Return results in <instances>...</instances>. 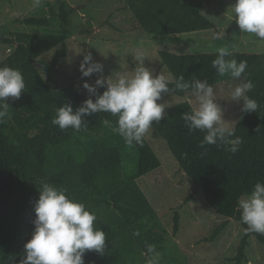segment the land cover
<instances>
[{
  "label": "trees",
  "instance_id": "16d2710c",
  "mask_svg": "<svg viewBox=\"0 0 264 264\" xmlns=\"http://www.w3.org/2000/svg\"><path fill=\"white\" fill-rule=\"evenodd\" d=\"M124 9L132 13L138 28L153 36L191 34L196 18L206 17L203 6L190 0H123ZM49 10H46L47 7ZM40 10L17 21L36 27L58 28L47 32L16 30L10 37L2 34L0 42L11 51L0 54V67L22 71L26 90L18 100L8 98L11 108L0 124V264H19L24 245L31 239L35 219L34 206L44 183L67 189V194L84 203L97 215L95 226L106 233V249L101 255L85 253L84 264H147L146 244L156 246L163 256L179 253L169 246V232L158 211L140 187L137 179L158 169L162 161L146 137L142 144L126 145L124 139L104 124L114 125L117 117L100 112L87 116L88 130H61L52 124L56 109L68 102L74 110L88 98L80 83L67 78L61 85L56 78L60 65L69 55L73 36L71 15L74 8L68 0L47 1ZM231 21L230 31L239 29ZM234 44L235 40L232 39ZM226 59L246 61L242 78L251 79L254 88L250 98L260 105L257 112L246 113L235 126L243 143L235 154L223 145L200 147L205 133L189 132L181 115L195 108L189 101L166 109L165 118L152 127L161 136L180 167L194 184L186 201L201 192L215 211L241 222L240 197L250 193L257 182H264V53L235 52ZM50 54L49 57H45ZM160 66L173 78L186 81L207 80L215 88L222 82L239 81L220 76L212 61L218 53L178 54L160 51ZM170 88L174 85L170 84ZM104 89H99L102 94ZM188 91L170 93L184 96ZM95 100V97H93ZM134 152V169H126L127 152ZM130 169V170H129ZM219 225L205 240H216L224 230ZM181 228V214L174 213V234ZM138 233V235L136 234ZM255 234L264 244V235L246 232L237 253L228 260L234 264L249 261V238ZM164 260L161 259V264Z\"/></svg>",
  "mask_w": 264,
  "mask_h": 264
},
{
  "label": "rangeland",
  "instance_id": "374dc122",
  "mask_svg": "<svg viewBox=\"0 0 264 264\" xmlns=\"http://www.w3.org/2000/svg\"><path fill=\"white\" fill-rule=\"evenodd\" d=\"M47 1L42 0L39 8L32 7V0H0V38L2 34L10 37L16 30L37 31L44 33L49 27H36L22 24L18 18L31 14L42 15L40 10ZM203 6L206 17L196 18L193 22L194 31L191 34L153 36L138 28L132 13L125 10L123 0H68L74 8L71 15L73 36L69 39L70 52L60 65L56 78L63 85L67 78L77 80L81 87L85 80L95 83L97 75L81 79L80 62L88 52L96 61L104 65V76L123 71L133 73L136 62L133 60L137 49L144 51L145 65L157 74L164 73L173 77L172 73L160 66V51L178 54L185 53H216L219 47H228L229 52L264 53V40H259L254 34L241 33L239 29L229 28L234 13L230 6L235 0H190ZM47 7V6H46ZM46 10H49L47 7ZM58 28L53 24L50 30ZM217 33H222L221 39H214ZM235 43L232 44L231 40ZM11 51L10 45L0 42V54L4 56ZM47 54L45 57H49ZM241 81L220 83L214 88L216 101L224 109L225 122L234 127L245 118L242 112L243 101L231 99V90ZM83 88V87H82ZM85 93L87 91L83 89ZM88 94V93H87ZM189 101L194 107L198 101L192 92L180 96L169 93L163 96L160 103L166 102L168 108ZM166 108V109H168ZM165 109V110H166ZM162 161L160 168L137 179L140 187L146 193L152 205L158 211L159 217L169 232V246L177 247L179 253L163 256V264H234L228 259L237 253V249L246 228L237 220L227 218L210 206L201 192L194 195L190 201L187 197L193 192L194 184L182 170L179 162L170 151L167 142L157 135L151 126L145 135ZM126 169H134V152H127ZM129 169V170H130ZM178 209L181 214V228L174 234V213ZM225 224L224 230L216 240H205L210 237L215 228ZM248 257L246 264H264V244L255 234L249 238Z\"/></svg>",
  "mask_w": 264,
  "mask_h": 264
},
{
  "label": "clouds",
  "instance_id": "9594fccd",
  "mask_svg": "<svg viewBox=\"0 0 264 264\" xmlns=\"http://www.w3.org/2000/svg\"><path fill=\"white\" fill-rule=\"evenodd\" d=\"M41 4L42 0H32L33 8H39ZM230 9L241 33L254 34L264 40V0H235ZM221 38L222 33L214 36V39ZM217 53L212 67L218 74L241 81L231 90L232 101L238 103L242 100L241 111L244 113L257 112L260 105L247 95L254 84L251 79L242 78L247 62L226 59L231 55L226 46L219 47ZM133 60L136 62L133 73L117 71L104 76V65L96 61L91 52L84 55L79 67L81 79L91 78L93 74L97 79L94 84L85 80L82 87L89 94L88 98L75 110L71 103H63L56 109L52 124L61 130L87 131V116L110 113L117 117L115 124L111 125L108 120L104 124L110 126L113 133L121 136L128 146L142 144L152 124L165 118L168 106L166 102L158 101L172 91L190 89L198 106L184 112L181 118L189 132L199 130L205 133L200 147L223 145L233 154L239 151L243 140L236 136L235 128L225 122L224 109L216 101L215 90L206 79L189 82L184 76L173 78L164 73L157 74L145 65L146 56L141 49L135 51ZM170 84L174 87L170 88ZM99 89H104L102 94ZM25 90L26 83L20 69L0 67V124L9 116L11 106L7 99L18 100ZM39 192L34 206V230L24 245L19 264H84L86 252L101 255L105 252L106 233L95 226L97 215L94 211L70 197L67 189L44 183ZM238 208L241 222L247 225L246 231L264 235V182H257L250 193L242 195ZM146 254L147 264H161L162 255L155 245L146 244Z\"/></svg>",
  "mask_w": 264,
  "mask_h": 264
},
{
  "label": "water",
  "instance_id": "95a60500",
  "mask_svg": "<svg viewBox=\"0 0 264 264\" xmlns=\"http://www.w3.org/2000/svg\"><path fill=\"white\" fill-rule=\"evenodd\" d=\"M166 113H167V111L165 110V114L164 115H166Z\"/></svg>",
  "mask_w": 264,
  "mask_h": 264
}]
</instances>
